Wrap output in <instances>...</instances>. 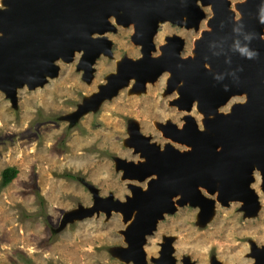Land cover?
Here are the masks:
<instances>
[{
  "label": "water",
  "instance_id": "1",
  "mask_svg": "<svg viewBox=\"0 0 264 264\" xmlns=\"http://www.w3.org/2000/svg\"><path fill=\"white\" fill-rule=\"evenodd\" d=\"M2 4L0 90L13 105L17 88L42 86L57 74L55 61L69 62L76 51L81 52L76 68L83 69L88 81L96 58L101 53L112 55L105 33L115 31L116 24H133L131 40L142 46L140 55L120 59L116 71L106 76L99 90L87 96L69 119L74 121L94 109L132 78L136 91L166 71L170 73L167 92L181 82L171 104L202 113L201 127L191 114L180 127L171 121L159 125L165 136L190 147L183 150L170 143L160 148L132 123L127 143L143 160L117 157L116 168L123 179L144 181L145 187L129 182L130 194L120 200L112 194L102 197L94 185L87 184L92 204L67 211L63 222L99 211L106 215L120 211L123 220L131 222L122 231L128 245L117 254L134 264H145L146 238L164 214L175 211V197L180 206L187 202L201 205V222L210 217L216 199L224 205L244 199L246 215L257 212L259 202L250 184L255 169L260 170L264 189V0L236 3L239 17L230 0H2ZM202 6L211 8V29L197 39L196 56L180 55L184 41L178 35L166 37L161 53L151 54L160 22L198 29L204 16ZM237 94H244L245 100L234 103L228 112L219 111ZM202 189L211 194L216 191V197L206 196ZM164 241L159 257L152 260L175 264L172 238ZM251 250L255 264H264V248L251 243ZM182 263L192 264L186 257ZM211 264L220 263L214 259Z\"/></svg>",
  "mask_w": 264,
  "mask_h": 264
},
{
  "label": "rangeland",
  "instance_id": "2",
  "mask_svg": "<svg viewBox=\"0 0 264 264\" xmlns=\"http://www.w3.org/2000/svg\"><path fill=\"white\" fill-rule=\"evenodd\" d=\"M240 1L244 0H230L236 17L240 13L234 4ZM202 9L204 16L198 29L160 22L153 38L156 49L151 54H160L165 38L176 34L184 41L180 55H192L194 40L210 29L211 8ZM110 21L115 25L113 17ZM133 31V24H116L115 31L105 33L111 41L112 55L101 53L96 58L88 81L83 78V69L76 68L81 56L76 51L69 62L55 61L57 74L42 86L17 88L15 105L0 90V179L5 167L18 169L16 177L0 190V264H133L117 254L120 247L128 245L122 231L130 222L126 224L121 213L106 215L99 211L82 219L62 221L67 211L92 204L87 184L94 185L102 197L112 194L120 200L130 194L129 182L145 187L144 181L123 179L116 168L117 157L143 160L127 143L132 123L160 148L167 143L180 150L190 148L168 138L159 128L167 121L180 127L183 115L188 113L171 105L178 92L167 93L168 72L136 91L131 79L94 109L74 121L69 119L87 96L99 90L106 76L116 71L120 59L140 55L141 47L131 40ZM244 100V94L232 95L219 111L228 112L234 103ZM189 114L201 127L202 113L192 108ZM64 173H78L80 177L72 180ZM261 183L262 175L255 170L250 187L257 194L259 207L251 216L245 215V201H230L228 205L216 201L210 218L201 222L202 206H180L176 202L175 211L164 214L147 236L145 264H156L152 259L159 257L165 237L172 238L175 264H183L185 257L192 264H211L214 259L220 264H255L251 243L264 247ZM37 192L44 199V210Z\"/></svg>",
  "mask_w": 264,
  "mask_h": 264
},
{
  "label": "trees",
  "instance_id": "3",
  "mask_svg": "<svg viewBox=\"0 0 264 264\" xmlns=\"http://www.w3.org/2000/svg\"><path fill=\"white\" fill-rule=\"evenodd\" d=\"M18 169L15 166H7L1 171V179H0V190L6 187L17 175ZM64 177L72 180H77L79 179V174L78 173H64ZM37 194V199L39 201V205L41 210L45 209V202L40 193Z\"/></svg>",
  "mask_w": 264,
  "mask_h": 264
},
{
  "label": "bare ground",
  "instance_id": "4",
  "mask_svg": "<svg viewBox=\"0 0 264 264\" xmlns=\"http://www.w3.org/2000/svg\"><path fill=\"white\" fill-rule=\"evenodd\" d=\"M235 5V7L234 8H236L237 9V11L239 12V10H238V8L236 7V3L234 4ZM209 7V6H208ZM233 11H234V9H233ZM234 13H235V11H234ZM114 23H115V21H114ZM208 25H209V27H210V29H211V25H210V23H209V20H208ZM183 26V25H182ZM184 28V27H183ZM209 29V30H210ZM263 31H264V28H263ZM202 32H204V31H202ZM201 32V33H202ZM201 37V36H200ZM196 41H197V39L195 40V43H196ZM137 45H139L140 47H142L140 44H137ZM194 47H195V45H194ZM161 48V47H160ZM190 56H192V57H194V56H196V52H195V48H194V50L192 51V55H190ZM120 63V62H119ZM117 65H119L118 63H117ZM117 67V66H116ZM82 70V69H81ZM167 72V71H166ZM169 73V72H168ZM170 74V73H169ZM131 80V79H130ZM132 80H134L135 81V78H132ZM180 83L181 82H178V83H176V85L174 86V89L172 90V91H170V92H167V93H173L174 92V90H176L177 92H178V89H179V85H180ZM133 86H134V84H133ZM91 98H88V100H90ZM221 109V108H220ZM184 110V109H183ZM188 147V146H187ZM255 170H257V169H255ZM259 172H260V170H258ZM260 174H261V172H260ZM262 175V174H261ZM129 180H131V179H129ZM202 193H204L205 195H206V191L205 190H203L202 189ZM209 195H206V196H213L214 198L216 197V194H217V192L215 191V193H213V194H211V193H208ZM177 197H175L174 198V203L177 205ZM216 201L217 202H220L219 200H217L216 199ZM234 201H239V202H243V201H245L244 199H242V200H234ZM186 204H188V202L186 203ZM185 204V205H186ZM190 205V204H189ZM222 205H224V204H222ZM178 206V205H177ZM182 206H184V205H182ZM192 206V205H191ZM193 206H200L201 207V205H193ZM215 207V206H214ZM244 207H246V205L244 206ZM202 208V207H201ZM214 209V208H213ZM203 210H204V208H203ZM246 210H248V209H246ZM112 211H115V210H112ZM104 212V211H103ZM116 212H118V213H121L120 211H116ZM212 213H213V211H212ZM212 213H211V215H212ZM122 214V213H121ZM209 215H210V213H209ZM209 215H208V217H209ZM210 215V216H211ZM210 218V217H209ZM208 218V219H209ZM129 222H131V219L130 220H128L127 222H126V224H128ZM125 236V235H124ZM126 240V239H125ZM127 242V241H126Z\"/></svg>",
  "mask_w": 264,
  "mask_h": 264
},
{
  "label": "flooded vegetation",
  "instance_id": "5",
  "mask_svg": "<svg viewBox=\"0 0 264 264\" xmlns=\"http://www.w3.org/2000/svg\"><path fill=\"white\" fill-rule=\"evenodd\" d=\"M3 7V4H2V0L0 1V8H2ZM177 26H179V25H177ZM183 27H185L186 29H188V28H190V27H186V26H184L183 25ZM174 35H176V34H172L171 36H174ZM168 37V36H167ZM195 41V40H194ZM162 74V73H161ZM160 74V75H161ZM170 76V75H169ZM168 76V77H169ZM165 90H166V88H165ZM176 98V95H175V97H173L170 101H172V100H174ZM170 103V102H169ZM171 105H173V104H171ZM178 108V107H177ZM188 112V111H187ZM187 114H189V112L188 113H185L184 115H183V121H184V118H185V116L187 115ZM185 123V121L182 123V124H184ZM261 184H263V183H261ZM262 187V186H261ZM257 195V194H256ZM240 208H241V206H240ZM247 209V208H246ZM243 211V210H242ZM249 210H246L245 212L247 213ZM244 212V211H243ZM245 212H244V214H245ZM246 215V214H245ZM164 243H165V241H164ZM260 247H263V246H260ZM264 248V247H263ZM160 251H162V250H159V255H160ZM250 253H251V251H250ZM158 258V257H157ZM124 261V260H123ZM126 262H129V261H131L132 262V260H125ZM133 263V262H132ZM134 264V263H133Z\"/></svg>",
  "mask_w": 264,
  "mask_h": 264
}]
</instances>
